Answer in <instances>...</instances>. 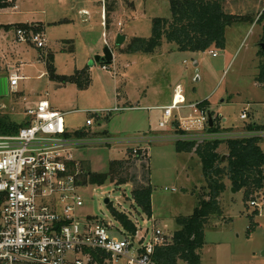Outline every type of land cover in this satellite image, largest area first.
<instances>
[{
	"label": "rangeland",
	"instance_id": "374dc122",
	"mask_svg": "<svg viewBox=\"0 0 264 264\" xmlns=\"http://www.w3.org/2000/svg\"><path fill=\"white\" fill-rule=\"evenodd\" d=\"M170 5V0H0V78L10 76L9 67L22 76L18 93L9 90L0 96V114L23 123L30 119L26 109L47 98L66 112L65 125L71 136L90 140L72 150L74 160L90 172L106 173L113 160L145 154L129 170L131 183L85 184L80 189L84 205L78 209L81 223L95 218L124 230L105 203L110 199L114 208L138 225L136 245L144 235L147 242L154 228L170 238L179 229L176 218L192 215L199 195L208 192L201 159L195 153L178 152L171 137L175 130L170 125L159 126L163 110L156 106L172 102L176 84L183 85L188 104L202 102L222 117V127L232 135H249V123L264 126V86L256 82L259 63L264 60L260 45L264 22L258 23L264 0H225L227 12L251 19L227 28L224 49L180 51L163 40L151 53L128 51L134 39L151 36L156 18L171 16ZM31 22L44 24L47 47L39 49L18 40V24ZM119 33L126 39L116 45ZM106 46L115 58L103 68L96 57L103 55ZM47 50L56 73L77 74L79 83L41 75L47 69ZM80 84L85 86L80 88ZM116 106L121 110L112 111ZM96 109L100 112L90 113ZM244 111L246 119L241 118ZM88 118H93V125L87 126ZM150 131L154 137L138 138ZM260 145L264 149V136ZM219 151L227 157L226 142ZM148 181L153 189L151 218L132 195L134 188ZM225 183L227 189L220 197L222 214L205 225L202 264H264V206L259 200L264 189L254 194L261 205L256 207L250 205L252 199H246L244 190H234L227 177ZM107 260L101 264H108ZM115 264L126 263L119 260Z\"/></svg>",
	"mask_w": 264,
	"mask_h": 264
},
{
	"label": "built area",
	"instance_id": "2783aa9c",
	"mask_svg": "<svg viewBox=\"0 0 264 264\" xmlns=\"http://www.w3.org/2000/svg\"><path fill=\"white\" fill-rule=\"evenodd\" d=\"M17 36L40 49L47 47L43 31L19 27ZM211 53L217 55L214 50ZM21 78L19 74H10V91H17ZM157 108L163 110L159 126L170 125L175 130L171 135L175 142L202 143L238 137L230 130H211L215 114L202 102L188 104L180 83L174 87L172 102ZM185 108L192 111L183 114ZM119 110V106L112 109ZM26 112L30 119L21 128L0 132V264H98L100 258H110L113 264L119 260L126 264H155V248L167 240L161 229L154 228L147 242L144 235L136 245L137 224L138 231L133 235L95 218L81 223L78 209L84 205V199L80 189L85 184L81 163L74 160L72 150L90 140L71 136L65 125L66 113L53 108L48 99H40ZM209 112L213 126L209 124ZM173 117L178 119L181 131ZM241 118H247L246 111ZM86 124L93 125V118H88ZM249 135L263 137L264 130L249 131ZM145 138L142 140L147 141ZM259 200L264 206V197ZM259 200L256 195L250 205L260 207Z\"/></svg>",
	"mask_w": 264,
	"mask_h": 264
},
{
	"label": "trees",
	"instance_id": "16d2710c",
	"mask_svg": "<svg viewBox=\"0 0 264 264\" xmlns=\"http://www.w3.org/2000/svg\"><path fill=\"white\" fill-rule=\"evenodd\" d=\"M170 3L171 16L156 18L153 22L151 36L134 39L128 51L151 53L162 46L163 40L175 44L180 51L204 52L212 46L224 49L227 28L251 19L250 16L227 12L224 7L225 0H170ZM259 13L258 23H262L264 22V10ZM19 25L18 27L33 31H43L42 25ZM261 55H264V52ZM47 71L51 80L78 82L79 75L77 74L64 76L56 73L51 54L47 59ZM256 82L264 86V60L259 63ZM84 86L80 84V88ZM174 123L178 130L177 118ZM220 124L221 117L216 116L211 130H227ZM23 125L24 122L19 123L7 115L0 114V132H14ZM248 129L259 131L264 130V126L249 123ZM79 135L83 134L79 133ZM262 139V136L249 135L207 140L202 143L195 140L175 142L178 152L195 153L201 159L208 192L199 195V204L192 215L176 218L179 229L165 243L156 246L152 255L155 264H179L180 261L188 264H202L201 249L205 243V225L211 217L222 214L220 197L227 189L225 177L237 191L244 190L246 199H253L254 194L264 189V149L260 145ZM224 142L228 148L226 159H223V154L219 151ZM144 158L145 154L140 153L136 156H127L122 160H113L106 173L90 172L81 163L82 182L97 185H103L108 180L117 184L131 183L133 179L130 177V168L136 161H143ZM147 173L150 180L149 167ZM152 190L150 181L132 190L135 203L149 218L153 216ZM108 205L116 221L123 226L125 231L135 235L138 227L129 215L114 208L112 203ZM95 255L98 258L96 253ZM108 260V264H113L110 258ZM103 261L104 258L98 259L100 264Z\"/></svg>",
	"mask_w": 264,
	"mask_h": 264
},
{
	"label": "water",
	"instance_id": "95a60500",
	"mask_svg": "<svg viewBox=\"0 0 264 264\" xmlns=\"http://www.w3.org/2000/svg\"><path fill=\"white\" fill-rule=\"evenodd\" d=\"M126 39V37L124 35H122L121 33H119L116 37V45H121L124 40ZM262 49L264 50V43L260 44ZM97 61L99 63H102L103 65H109L112 64L114 61V53L111 47L106 46V48L104 49L103 55H98L96 57ZM9 90V84H8V78L7 77H2L0 78V96L7 94ZM209 124L210 126H213L214 124V120H213V115L211 112H209ZM226 157H223V159H225ZM235 190V188H234ZM105 203L109 204L110 203V199L106 198L105 199Z\"/></svg>",
	"mask_w": 264,
	"mask_h": 264
},
{
	"label": "crops",
	"instance_id": "0c3cea01",
	"mask_svg": "<svg viewBox=\"0 0 264 264\" xmlns=\"http://www.w3.org/2000/svg\"><path fill=\"white\" fill-rule=\"evenodd\" d=\"M26 24H30V25H42V28H43V30H45V27H44V24L43 23H36V22H31V23H26ZM40 49V48H39ZM48 49H49V47H48ZM48 52V50L45 52V53H47ZM44 52H42V55L40 56L41 58L44 56V54H43ZM51 53V52H50ZM114 53V52H113ZM49 55V52H48V54H47V56ZM114 58H115V53H114ZM47 60V59H46ZM46 66H47V61H46ZM8 71H10V74L11 73H16V74H18L17 73V70H15L13 67H9L8 68ZM41 75H47L48 77H49V74H48V71H47V69H46V71H44V72H42V74ZM9 91V90H8ZM13 92V91H12ZM173 92H174V89H172V93H171V95H172V97H173ZM13 93H18V91H16V92H13ZM47 94H48V92H47ZM45 99H47V98H45ZM51 104V103H50ZM52 105V104H51ZM167 105H169V104H163V105H157L156 107H162V106H167ZM53 106V105H52ZM53 108H55L54 106H53ZM124 108H128V107H124ZM56 110H58V111H61V110H59V109H57V108H55ZM62 112V111H61ZM64 113H66V112H64ZM162 119V118H161ZM69 132V131H68ZM70 133V132H69ZM145 133V132H144ZM148 136L150 137V136H153V135H150V134H153L151 131L150 132H148ZM145 135V134H144ZM147 137V136H146ZM154 137V136H153ZM141 141H143L142 140V138H145V136L144 137H138ZM193 154V153H192Z\"/></svg>",
	"mask_w": 264,
	"mask_h": 264
}]
</instances>
